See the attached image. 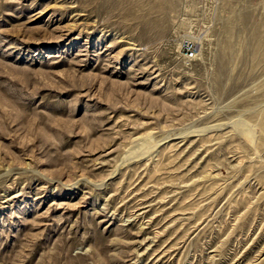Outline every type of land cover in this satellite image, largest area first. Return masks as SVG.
I'll list each match as a JSON object with an SVG mask.
<instances>
[{"label":"rangeland","instance_id":"obj_1","mask_svg":"<svg viewBox=\"0 0 264 264\" xmlns=\"http://www.w3.org/2000/svg\"><path fill=\"white\" fill-rule=\"evenodd\" d=\"M0 264H264V0H0Z\"/></svg>","mask_w":264,"mask_h":264},{"label":"built area","instance_id":"obj_2","mask_svg":"<svg viewBox=\"0 0 264 264\" xmlns=\"http://www.w3.org/2000/svg\"><path fill=\"white\" fill-rule=\"evenodd\" d=\"M189 54L191 55V52Z\"/></svg>","mask_w":264,"mask_h":264}]
</instances>
